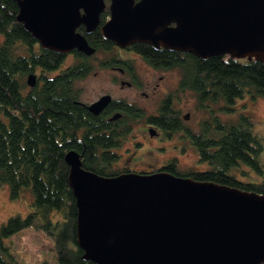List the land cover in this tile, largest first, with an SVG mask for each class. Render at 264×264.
Returning <instances> with one entry per match:
<instances>
[{"label": "trees", "instance_id": "obj_1", "mask_svg": "<svg viewBox=\"0 0 264 264\" xmlns=\"http://www.w3.org/2000/svg\"><path fill=\"white\" fill-rule=\"evenodd\" d=\"M17 11L15 0H0V184L7 185L10 198L21 191L31 197L24 216L11 214L0 224V264H21L3 238L25 226L51 236L56 264H94L82 258L83 251L75 241L76 205L64 153L73 150L83 168L103 176L125 172L127 167L114 166L120 156L116 148L132 124L141 120L156 125L165 135L182 131L195 147L197 160L207 164L203 169L179 168L172 158L162 166L166 171L264 194V166L258 159L262 144L250 117L239 113L234 119L222 120L218 114L232 113L234 101L244 95L264 97L260 61L227 54L199 58L190 52L134 42L131 48L140 51L152 66L178 69L177 89L192 92L195 107L205 116L199 118L195 131L184 127L173 106L176 90L167 91L153 112L145 113L119 99L92 114L80 100L75 82L94 69L120 64L113 58L93 61L97 52L114 56L113 42L97 27L85 33L79 25L76 30L94 52L72 49L74 60L58 69L64 54L41 47L16 20ZM107 12L105 6L99 13L101 22ZM29 72L36 76L32 86L25 82ZM114 110L121 116L109 119ZM240 164L250 166L261 178L238 179L232 170Z\"/></svg>", "mask_w": 264, "mask_h": 264}, {"label": "water", "instance_id": "obj_2", "mask_svg": "<svg viewBox=\"0 0 264 264\" xmlns=\"http://www.w3.org/2000/svg\"><path fill=\"white\" fill-rule=\"evenodd\" d=\"M15 1L16 20L41 47L94 51L76 28L94 30L104 0ZM107 9L98 30L118 46L142 42L199 58L253 57L264 68V0H109ZM35 77L29 72L26 84L34 85ZM109 101L105 93L85 107L97 114ZM64 160L83 259L94 264H264V194L161 169L103 176L83 168L73 150L64 153Z\"/></svg>", "mask_w": 264, "mask_h": 264}, {"label": "rangeland", "instance_id": "obj_3", "mask_svg": "<svg viewBox=\"0 0 264 264\" xmlns=\"http://www.w3.org/2000/svg\"><path fill=\"white\" fill-rule=\"evenodd\" d=\"M65 57L58 69L72 60L70 54ZM134 63L140 80L138 85H121L119 80H127L126 77L119 76L117 71L97 68L75 82V86L80 88V100L90 103L107 93L112 98H123L135 106L142 107L145 113H149L155 110L159 99L167 91L176 90L173 106L179 111L183 126L195 131L199 118L205 116V112L195 107L192 92L177 89L178 69L152 68L138 58L134 59ZM113 75L116 79H113ZM233 105L232 113H218L219 117L222 120L234 119L239 113L250 117L252 129L261 140L262 151L258 159L264 166V97L256 96L252 99L244 95L237 98ZM185 114H187L186 118H184ZM149 128L153 127L149 126ZM181 133L182 131L175 132L166 140L151 138L144 122H134L129 132L121 139V145L116 149L120 156L114 162V166L150 169L162 165L170 157L175 156L179 168H206L205 162L197 160L195 147ZM232 171L238 179L244 181H258L261 178L260 174L244 164L238 165ZM30 197L27 191H21L16 198H10L7 185L0 184V224L11 214L24 216L29 209ZM3 242L8 244L14 258L21 264H56L53 239L40 228L25 226L4 237Z\"/></svg>", "mask_w": 264, "mask_h": 264}, {"label": "flooded vegetation", "instance_id": "obj_4", "mask_svg": "<svg viewBox=\"0 0 264 264\" xmlns=\"http://www.w3.org/2000/svg\"><path fill=\"white\" fill-rule=\"evenodd\" d=\"M105 3V2H104ZM108 3H109V0L107 1V3H105V6L107 7L108 6ZM108 10V9H107ZM108 18V12L107 14L105 15V18L102 20V22L104 20H106ZM99 19V23L98 25H100L102 23ZM98 25L96 26L98 28ZM95 27V28H96ZM133 43H130V44H127V45H124V46H118L116 45L115 43H112V48H113V52H114V56H103L101 53L97 52L95 55H94V58H93V61L95 63H98V62H101V61H106V60H109L110 58H113V60H119L120 61V64H108L106 67H103L104 69H108L110 71H117L118 72V75L119 76H122V77H126L127 80H119L120 84H125V85H130V86H134V85H138L140 83V80L138 79V74L136 72V69H135V63H134V59H142L144 62H146L148 65H150L152 68H156L158 69L159 67H154L152 66L151 64H149L145 58L143 57L142 53L140 51H136L135 49L131 48V45ZM94 52V51H93ZM64 54V57L67 55V54H70L71 57H72V60L70 62H72L74 60L72 54L70 51L66 52V53H63ZM66 59V57H65ZM64 59V60H65ZM160 69V68H159ZM161 69H164V68H161ZM166 69H171V68H166ZM113 79H116V77L113 75ZM119 99H123V98H112L110 96V101L111 100H119ZM125 102L127 103H130L132 104L131 102L123 99ZM85 103V102H83ZM86 104V103H85ZM138 107V106H137ZM142 108V107H140ZM143 109V108H142ZM144 110V109H143ZM154 111V110H153ZM152 111V112H153ZM114 112H118L119 115L115 118H111V115L114 113ZM121 116V112L118 111V110H114L113 112H111L109 115H108V118L109 119H116V118H119ZM141 122H144L145 123V126L149 128V126H152L155 130V132L153 134H151V138H158L160 140H166L168 139L173 133L175 132H172V133H169V135H165L162 130L160 128H158L156 125H153L152 123L150 122H146V121H143L141 120ZM178 132V131H177ZM182 136H184L182 133H181ZM185 137V136H184ZM122 141V140H121ZM121 145V142L119 143L118 147ZM132 145V144H131ZM133 146V145H132ZM117 147V148H118ZM116 148V149H117ZM129 148V147H128ZM119 154V153H118ZM176 159L175 156L173 157H170L168 160L170 159ZM167 160V161H168ZM177 160V159H176ZM165 161L162 165H156L154 166L153 168H150V169H142V168H139V169H133V168H128L127 167V171L128 170H135V171H154V170H158V169H161V170H165L162 168V166L167 162Z\"/></svg>", "mask_w": 264, "mask_h": 264}]
</instances>
